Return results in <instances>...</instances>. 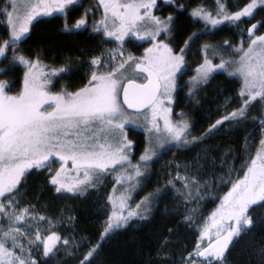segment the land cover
I'll use <instances>...</instances> for the list:
<instances>
[{
  "label": "snow or ice",
  "instance_id": "6c2138e0",
  "mask_svg": "<svg viewBox=\"0 0 264 264\" xmlns=\"http://www.w3.org/2000/svg\"><path fill=\"white\" fill-rule=\"evenodd\" d=\"M162 2L166 6L175 4V0ZM78 3L79 0H8L0 9L9 29V39L0 43V63L8 61V66L0 67V76L20 66L23 69L22 87L14 94L12 86L16 81L0 80V198H3L0 199V264H46V260L33 258V248L39 252L42 246L43 257L49 258L61 245L73 251L81 246L75 237H62L55 230L60 225L40 215L35 205L21 206L22 181L31 170L44 169L48 171V184L57 194L73 196H85L102 187L110 175L113 177V191L107 196L106 226L99 241L83 253L80 264H94L103 242L134 218L148 219L154 202L167 195L169 186L183 198L182 223L194 226L198 238L192 251L187 256L181 255L178 262L172 257L167 238L159 245L157 255L170 264H225L230 247L242 233L255 226L251 210L264 206V138L249 162L239 171L230 170L227 179H219L220 186L230 187L215 197L219 203L207 216H200L199 204L219 188L215 181L192 175L189 170L193 165L184 166V171L189 173L185 176L179 174L180 165H176V176L169 173L171 178L164 187L145 195L135 208L130 201L142 190L154 158H160L172 148L187 149L201 143L226 123L247 120L254 102L264 109V34L256 35L258 25L264 27V22L246 29L249 37L246 48L243 41L235 46L227 40L220 45L205 43L200 47L203 61L186 81L188 95L195 98L218 71H223L242 81L238 94L240 106L216 119L201 136L189 139L191 125L186 114L180 112L177 114L180 119L174 120L171 105L181 87L179 80L189 70L187 57L191 46L203 33L193 32L179 46L175 39L178 18L172 14L155 15L153 10H159L158 0H99L104 15L100 21L93 22V31L117 46L88 61L90 71L82 87L69 90L74 86L64 85L53 91L54 81L71 79L77 69L67 61L60 67L45 65L39 50H33L34 56H29L19 45L29 37L34 22L56 12L66 15ZM258 7L264 8V0H249L239 10L230 12L226 0H215L214 9L198 6L191 16L203 21L210 32L222 24L239 28L244 18L254 16ZM182 8L178 6L177 10ZM90 11L85 9L84 16L71 28L66 22L63 30L67 33L87 30ZM128 43L151 46L141 56H135L126 49ZM226 55L238 59H226ZM216 59L219 63H214ZM140 77L144 83H137ZM128 109L145 113V148L136 163L132 162L135 142L126 131L133 122ZM260 123L264 125V120ZM261 136L264 137V128ZM200 159L198 156L194 164ZM54 163L59 167H53ZM177 182L181 183L179 188ZM190 204L197 207H188ZM64 219L69 227L74 225L75 217H62L60 223ZM172 231L169 229V233ZM86 239L81 237V241ZM260 264H264V250Z\"/></svg>",
  "mask_w": 264,
  "mask_h": 264
},
{
  "label": "trees",
  "instance_id": "16d2710c",
  "mask_svg": "<svg viewBox=\"0 0 264 264\" xmlns=\"http://www.w3.org/2000/svg\"><path fill=\"white\" fill-rule=\"evenodd\" d=\"M248 2L249 0H226L230 12L239 10ZM7 3L8 0H0V9H3ZM159 3L163 17L172 14L178 18L175 39L179 46H183L184 40L193 32L203 33L191 46L192 51L187 57L189 70L179 80L181 87L174 94L171 105L174 117L179 118L177 114L180 112L186 114L185 118L191 125V135L189 136L191 139L194 136H201L216 119L240 106L238 95L235 96L240 89V82L223 71L217 72L209 84L201 88L195 98L188 95L189 89L185 86L186 81L195 74L194 69L203 61V54L199 51L200 47L205 43L220 45L225 40L237 46L241 40V29H247L257 22H264V8L258 7L253 17L244 18V22L240 24L239 28L231 24H222L209 32L204 22L192 17L191 12L198 6L213 9L215 0H175V4L170 6H166L162 0H159ZM181 5L183 8L178 11L177 7ZM79 12L81 10L76 9L71 17H76ZM0 17L6 19L3 15ZM61 19L53 17L36 22L30 30L29 37L19 45L24 54L29 56H34L33 50H39L41 60L45 65L60 67L67 61L77 69L72 73L71 79L65 77L56 81L53 91H59L64 85L74 86L69 90L82 87L87 83L85 76L90 71L88 61L100 53L103 47L117 46L114 41L104 40L103 36L89 34L86 30L67 33L63 30L65 20ZM258 29L256 35L264 34V27L258 25ZM8 39L9 29L0 24V43ZM148 46V43L140 45L128 43L126 49L134 55H141ZM5 66H8L7 60L0 63V67ZM22 77V66L7 75L0 76L1 80L14 79L16 81L12 86L13 94L22 87ZM197 100L199 103H196ZM251 116L256 117L255 124L247 121L244 126L229 127L226 123L219 132L205 138L201 143L189 145L187 149L172 148L160 158H155L149 164L147 179L142 185V190L138 191L135 196L142 199L157 188H163L162 180L165 173L179 162L194 163L200 155L202 165L213 172L216 165L222 163L220 160L226 151L230 156L233 154L238 156L245 147L254 143L256 134L260 130L257 123L264 120V109H261L259 103L254 102V106L250 108L248 118ZM255 126L257 128H254ZM128 134L129 139L135 142L133 152L136 159L145 148L146 134L144 131L136 129H128ZM205 148L210 151L205 152ZM52 166L57 168L58 164L54 163ZM48 180L47 169L31 170L20 185L24 198L34 201L40 209L54 213L61 207H67L71 216L75 217L74 225L69 228L63 227L57 231L61 235H65L66 231H69L78 238H87V244H96L105 227L106 220L105 212L101 208L103 196L101 191L105 189L104 184L85 196H73L72 194H57L54 188L48 184ZM226 191L227 186L223 188L222 192ZM166 192L167 195L164 198L154 202L152 214L148 219L134 218L128 226L120 229L107 242H103L102 249L95 256L94 264H170V262L161 260L157 255L158 247L165 238L169 240L168 248L177 262L181 255L187 256V253L192 251L196 244L198 232L194 226L189 227L182 223L184 219L182 213L185 210L179 207L172 198L169 188L166 189ZM217 201L218 199L209 201L204 210L212 208ZM250 215L256 222L255 226L242 233L230 247L226 253L227 260L225 262L227 264H260V254L264 250V206L253 208ZM204 216L202 214L201 217ZM169 229L173 231L169 233ZM82 259L83 254L80 255V253L68 257L55 255L44 258L46 264H80Z\"/></svg>",
  "mask_w": 264,
  "mask_h": 264
},
{
  "label": "rangeland",
  "instance_id": "374dc122",
  "mask_svg": "<svg viewBox=\"0 0 264 264\" xmlns=\"http://www.w3.org/2000/svg\"><path fill=\"white\" fill-rule=\"evenodd\" d=\"M158 2H159V0H158ZM9 10H11V9L9 8ZM0 24L5 25L7 27L6 19H3V18L0 17ZM240 34H241V40H240V42H239V44L237 46H239L240 43L243 41L244 42V45L243 46L246 48L247 47V44L249 42V37H248V33L246 32V29H241V33ZM245 36H247L248 38L245 37ZM150 46L151 45L149 44L148 47H150ZM115 47L105 46V47H103L101 49L100 53H98L95 56H99L106 49H112V48H115ZM141 55H135V56H141ZM225 58L226 59H229V58H231V59H238L237 56L229 57L227 55L225 56ZM214 63H219V59L214 60ZM48 70L49 69H45V71H48ZM229 71H231V69H229ZM218 72H222V71H218ZM233 78L237 79L240 82V87H241L242 81L240 79H238L237 77H233ZM0 80H1V78H0ZM137 81L138 82H141V83L144 82V80H143L142 77L138 78ZM52 90H54V89H52ZM239 91H240V89H239ZM239 91L237 92V94L235 96H237L239 94ZM127 112H128L129 117L131 118V120L133 122L129 124V126L126 128V131L128 132V129L142 130V131L145 132V134L147 136V133H146V125H145V120H144L145 113L144 112H142V113H133V112H130L128 110H127ZM149 114H150V110H149ZM173 119L174 120H178V119H180V117L179 118H176V117L173 116ZM247 121L254 122V124H255L256 123V117H252L251 116L250 118H247V120L242 121L239 124H228V126L229 127L244 126ZM161 124H162V121H161ZM257 126L258 127L260 126V130H259L258 134H256V137H255L256 139H254V143L251 146H248L247 148L245 147V149H244L245 151L243 150L244 153L241 152L238 156H236V154H233V156H230L229 155V152L226 151L222 155V158L220 160L222 163L221 164L219 163L218 165H216V168L214 169L213 172H211L210 170H208L206 168V166L202 165V162H200V160H199L198 164L188 163V162H179L177 164H174V166L171 169H169L167 171V173H165V176L163 177V180H162L164 182L163 185H165V183H166V181L168 179H170L171 177H175L176 176L177 171H178V169L176 168V165H180L179 174L181 176H185V175H188L189 174L188 172H185L184 171V166L185 165H193L190 168V170H189V172L192 175H196L197 178L198 179H201V180H207V181H210V182L211 181H215L216 182V187L219 188V191H216L214 189L211 192L210 196L208 198H206L205 200L201 201L200 204H199V207L201 209L200 216H202V214L205 215V216H207L212 210H214V208L219 203V200L216 202V204L212 208H210L207 211L204 210L206 204L209 201H211V200H215V197L216 196L223 195V193H224V192H222V190H223V188L225 186H220L219 179L221 177H224L225 179H227V174L233 168L235 170L239 171L241 169V166L242 165H244L246 162H249V158L250 157L255 156L257 149L260 147V143H259L260 142V139L264 138V137L261 136V129L264 128L263 127L264 125H261V123L259 122V123H257ZM254 128H257V127L255 126ZM140 155L138 156V158L135 159L134 158V152H133L132 162L133 163L138 162ZM199 157H200V155H199ZM217 163H218V161H217ZM58 167H59V164H58L57 168ZM69 167H70V165H69ZM197 168H199V172L198 173H197ZM219 168H221V169H219ZM117 171H119V169ZM169 173H171V177L169 176ZM239 174L242 175L243 173L242 172H239ZM235 175H236V172H233V176H235ZM113 184H114V180H113V177L110 175L104 181V188L105 189H103L101 191V194L103 195L102 196V199H101V203H102L101 208L104 210L106 217L108 215V210H107V196L109 194H112ZM180 186H181V183L180 182H177L176 183V187L179 188ZM228 187H230V185L227 186V190H228ZM168 188H169V192H170L172 198L176 201V203L178 204V206L185 210V204H184L183 198L171 186H169ZM117 194H119V193H117ZM140 200L141 199L138 198V197H136L135 194H134L132 200L130 201V204H131L132 208H135V204L138 203ZM29 204L35 205L36 210H37V212L40 215L48 216V217L52 218L54 220V222L58 223L60 226L57 229H55V230H59V229H61L63 227H68L69 228L68 221L66 219H64L63 222L60 223L62 217L71 216L70 210L67 207H65V206L64 207H61V208H59L58 211H56L54 213V212L46 211L45 209H40L38 207V205L35 204L34 201L26 200L24 198V196H23L21 198V206L22 207L23 206H28ZM188 207H197V205L196 204H190V205H188ZM61 236L62 237H75V239L77 240V242H80L81 246L79 247L78 251H73L71 249L66 250L61 245V246H59L58 250L55 251V254L53 256H55V255H61L62 257H68V256L77 255L78 253H80V255H81L83 253H86L88 251L89 247L92 246L90 244H87L86 240L85 241H81V238H78L76 235H74L73 233H71L69 231H66L65 235H61ZM22 242L26 243L27 241L26 240H22ZM33 258L37 259L38 261L44 260L45 257H43V249H42V246H41L39 252H37L36 249L33 248ZM225 264H227V263L225 262Z\"/></svg>",
  "mask_w": 264,
  "mask_h": 264
},
{
  "label": "flooded vegetation",
  "instance_id": "af4514ba",
  "mask_svg": "<svg viewBox=\"0 0 264 264\" xmlns=\"http://www.w3.org/2000/svg\"><path fill=\"white\" fill-rule=\"evenodd\" d=\"M158 4L160 5L159 2H158ZM80 8H82V9H80ZM76 9L81 10V12L77 13V16L72 18L71 16L74 14ZM84 9H90L91 10L89 12L87 18H86V23H87V30L86 31L92 35H99V34H96L92 28L93 22L94 21H100L104 15V9L101 5H99V0H79L78 5L71 8L70 10H68L66 15H62L59 12H56L52 16H48V17H44V18L39 19V21L48 20V19H51L53 17H60V18H62L61 20H65V23L67 22L68 25L71 24V26H69L71 28L72 25H74L78 19H80L81 17L84 16V14H85ZM153 11H154L155 15L163 17V14L161 13V7L160 6H159V10L154 9ZM35 23L36 22H34V24L30 26V30L35 25ZM78 31H85V30L81 29V30H77L75 32H78ZM104 40H107V39L104 37ZM54 82L56 83V81H54Z\"/></svg>",
  "mask_w": 264,
  "mask_h": 264
},
{
  "label": "water",
  "instance_id": "95a60500",
  "mask_svg": "<svg viewBox=\"0 0 264 264\" xmlns=\"http://www.w3.org/2000/svg\"><path fill=\"white\" fill-rule=\"evenodd\" d=\"M137 83H141V82L137 81ZM121 99H122V96H121ZM128 111L133 112V113H142V112H144L143 110H140L139 112H137L136 110H132V109H128Z\"/></svg>",
  "mask_w": 264,
  "mask_h": 264
}]
</instances>
